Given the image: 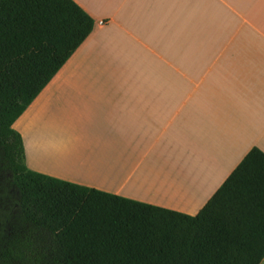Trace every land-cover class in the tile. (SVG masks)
I'll use <instances>...</instances> for the list:
<instances>
[{
    "label": "crops",
    "instance_id": "obj_1",
    "mask_svg": "<svg viewBox=\"0 0 264 264\" xmlns=\"http://www.w3.org/2000/svg\"><path fill=\"white\" fill-rule=\"evenodd\" d=\"M74 1L91 31L11 125L26 166L195 215L264 152V0Z\"/></svg>",
    "mask_w": 264,
    "mask_h": 264
},
{
    "label": "trees",
    "instance_id": "obj_2",
    "mask_svg": "<svg viewBox=\"0 0 264 264\" xmlns=\"http://www.w3.org/2000/svg\"><path fill=\"white\" fill-rule=\"evenodd\" d=\"M93 27L74 0H0V264H258L264 152L195 214L30 170L11 125Z\"/></svg>",
    "mask_w": 264,
    "mask_h": 264
},
{
    "label": "built area",
    "instance_id": "obj_3",
    "mask_svg": "<svg viewBox=\"0 0 264 264\" xmlns=\"http://www.w3.org/2000/svg\"><path fill=\"white\" fill-rule=\"evenodd\" d=\"M101 23V22H100Z\"/></svg>",
    "mask_w": 264,
    "mask_h": 264
}]
</instances>
